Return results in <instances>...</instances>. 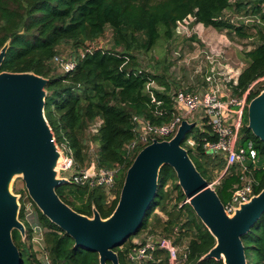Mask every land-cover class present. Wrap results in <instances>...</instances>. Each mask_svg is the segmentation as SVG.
<instances>
[{
  "label": "trees",
  "instance_id": "1",
  "mask_svg": "<svg viewBox=\"0 0 264 264\" xmlns=\"http://www.w3.org/2000/svg\"><path fill=\"white\" fill-rule=\"evenodd\" d=\"M232 1L0 0V51L9 44L0 72H33L48 78L45 113L56 142L67 144L73 151L78 167H85L95 161L98 166L118 168L116 198L110 204L105 203L106 194L102 188L90 189L73 183L60 186L57 192L74 210L92 217L95 207L103 218H108L118 204L126 172L136 157V154L129 156L126 152L127 143L135 136L134 117L162 124L170 121L176 113L168 83H163L164 90L153 89V94L145 91L147 83L161 77L139 68L134 52L150 50L161 36L167 40L172 39L178 21L189 15L205 25L241 33L243 29L240 26L222 17L225 10L232 6ZM241 5L242 1L236 0L235 6ZM263 5L264 0H257L252 8L253 13H260L262 18ZM109 26L114 32L113 49L96 47L87 51L84 57L78 58L75 70L53 72L52 64L60 44L71 42L78 49L84 44V40L103 35ZM260 40L253 49L246 51L247 66L239 75L237 85L233 86L234 94H243L252 83L264 77V34ZM262 90L264 87H253L248 101ZM99 120L102 123L96 134L92 135V141L95 140L98 147L91 158H87L86 131ZM247 124L246 111L243 137L253 140L258 156L264 154V142L252 133ZM195 138L198 140L197 147L194 151H188L198 170L204 175L205 169L201 161L210 165L216 158L205 153L203 143L204 140H216V136L212 134L211 127L205 124V129L197 133ZM194 153L200 156V161H196ZM220 159L219 167L225 168V161ZM252 176L255 179L254 192L258 194L264 188V167L254 168ZM169 182L172 186L170 191L176 194L173 208L178 209V214L165 221L161 231L163 235L170 236L176 225L181 228L189 227L192 237L188 242L187 258L183 264H224L223 259L203 258L215 246L216 238L191 205L184 203L186 197L178 183L176 172L170 165H164L161 169L158 193L141 229L147 226L151 214L169 196L165 191ZM241 182V176L235 167L229 168L221 176L215 189L224 204L230 200ZM66 188L67 192L63 195L62 190ZM29 201L43 225L49 229V264H100L97 252L76 246L69 234L43 215L30 198ZM175 209L167 213H175ZM184 213L187 219L180 224L177 220ZM19 218L26 227L28 243L22 241L23 235L18 230L13 231V238L21 251L24 264H44L32 243L34 231L27 220L25 205L21 207ZM150 231L154 232L152 228ZM131 238L133 236L115 248L121 264H139L129 259V253L138 247L137 243H128ZM179 240L180 237L176 241ZM243 241L248 264H264V214L243 236ZM163 253L165 260L141 264H169L164 251H157L155 255ZM107 264L112 262L108 261Z\"/></svg>",
  "mask_w": 264,
  "mask_h": 264
},
{
  "label": "water",
  "instance_id": "2",
  "mask_svg": "<svg viewBox=\"0 0 264 264\" xmlns=\"http://www.w3.org/2000/svg\"><path fill=\"white\" fill-rule=\"evenodd\" d=\"M7 43L0 51V66ZM48 78L33 72H0V264H24L13 238L18 230L21 204L11 183L21 176L30 199L51 222L69 234L76 246L97 252L100 264H121L116 247L141 229L159 189L164 165L176 172L178 183L197 216L216 238L203 258L223 259L224 264H248L243 236L264 214V188L234 214L227 213L218 192L198 170L182 146L196 123L185 119L171 139H153L136 155L128 168L113 213L103 218L94 207L93 216L81 214L66 203L57 189L71 181L60 175L64 151L58 146L46 117ZM248 128L264 142V90L249 101ZM96 163L88 167L94 173Z\"/></svg>",
  "mask_w": 264,
  "mask_h": 264
},
{
  "label": "rangeland",
  "instance_id": "3",
  "mask_svg": "<svg viewBox=\"0 0 264 264\" xmlns=\"http://www.w3.org/2000/svg\"><path fill=\"white\" fill-rule=\"evenodd\" d=\"M240 1H242V5L237 7L235 6L236 0H233L232 6L225 10L222 17L231 21L235 25L240 26V28L243 29L241 33H236L235 30L218 29L211 25H205L201 22H197L192 16V19H188L185 23L182 22L177 24L172 39L167 40L164 36H161L157 44L150 50L134 52L137 57L136 61L139 68L161 77V79L154 81V83H147L145 91L152 94L153 89L164 90L165 86L163 83L166 82L169 84L171 94L173 95L179 89L199 92L200 88H206L208 86L206 82V76L208 74L221 73L223 77H226L225 82L222 83V88L227 93L234 94L233 79L229 80L227 74L230 70L229 68H233L235 71L239 68L243 70L247 66L246 51H249L258 45L264 34V18H262L260 13H253L252 11L253 5L257 0ZM262 7L264 8V5ZM237 15L245 17L237 19ZM114 46V32L109 26L106 28L103 35L94 39L84 40V44L78 49L74 48V45L71 42L60 44L58 46L57 54L68 60H78L81 53H86L87 51L92 50L91 48L103 47L104 49H113ZM207 54L210 56L213 55L212 57L215 59L214 62H211L210 59L206 57ZM218 54L219 56H217ZM226 65L229 67V70L226 68ZM52 66L54 73H63V70H61L55 62H53ZM153 85L156 87L154 88ZM258 87H264V77L255 82L254 88L256 89ZM176 111L178 112L177 109ZM194 115H196L194 119L196 126L190 132V135L195 137L197 133L205 129V123L204 119L200 118L201 115H199L198 112ZM100 123H102V120L92 124L86 131L85 142L87 158H91V155L94 154L98 147L97 142L95 140L92 141V135L96 134ZM58 146L63 150L61 144H58ZM194 158L196 161H200L201 159L200 156L195 153ZM220 160V158H216L210 165L201 161L205 169V178L213 188H216L217 185H219V179L225 172V168H220L218 165ZM78 166L79 165L75 161L74 170L85 168ZM257 166L264 167V154H259ZM238 173L240 174L239 171ZM62 175L63 174H61V176ZM67 175H70V173H67ZM171 187V182H169L165 186V191L169 193V196L167 195V197L164 198L162 205L157 207L151 214L147 226L142 228L137 235H134L128 243L130 241L135 244L140 243L144 238L145 233L150 231V228H152L154 233H157L158 235L164 234L161 231L165 221L169 220L172 215L176 217L178 214V209L173 208L176 203V194L170 191ZM11 191L18 196L21 207L22 205H25L27 220L34 231L32 243L39 258L44 264H49V229L43 225L39 219L37 211L29 201L30 197L21 176H16L14 178L11 183ZM65 191L67 192V188L62 190L63 195ZM105 196V203L110 204L112 197H109L108 194ZM162 207H164V209ZM174 209L175 213H167V211H173ZM186 219L187 216L184 213L179 216L177 221L178 223L183 224ZM170 237H175L176 239L180 237L178 243L183 255L186 245H188V242L192 237V232H190L189 227H185L182 228L179 235L171 231ZM22 241L27 242L26 236H23ZM154 258L157 262H161L165 260L166 256L163 253L155 255Z\"/></svg>",
  "mask_w": 264,
  "mask_h": 264
},
{
  "label": "built area",
  "instance_id": "4",
  "mask_svg": "<svg viewBox=\"0 0 264 264\" xmlns=\"http://www.w3.org/2000/svg\"><path fill=\"white\" fill-rule=\"evenodd\" d=\"M244 17L237 15V19ZM188 19H192V16L189 15L182 21H178V24L185 23ZM85 54L83 52L80 55L84 57ZM212 56L206 55L211 62H214L215 59ZM54 62L63 71L69 72L75 70L78 61L68 60L57 54L54 57ZM226 68L228 69L229 67L226 65ZM229 69V71L227 70L228 79H233V86L237 85L242 70L241 68L237 69V71L233 68ZM225 80L226 77H223L221 73H212L206 76L208 86L199 92H191L184 89L176 91L173 95V103L178 112L176 111L173 118L166 123L156 124L135 116V136L127 143L126 152L129 156L137 155L143 147L151 143L155 138L158 140L171 139L176 134L183 120L187 119L192 122L194 114L200 113L204 123L211 127L212 134L216 136L214 141L204 140L203 148L205 153L213 158H222L225 161V172L231 167L237 168L240 172L241 185L236 186L230 200L224 204L227 213L232 215L240 207L241 203L249 201L255 194V179L252 176V171L257 167L258 151L254 146L253 140L244 139L242 129L244 127V116L249 104L248 95L256 81L251 84L246 92L238 95L224 91L222 83ZM150 83H154V81L148 84ZM153 87L155 88L156 86L153 85ZM188 134L182 146L187 150L192 149L194 151L198 145V140ZM61 145L64 151L60 162V175L63 174L62 177L69 179L71 183L78 186L90 189L102 188L109 197H112V200L116 198L117 167L98 166L93 161L96 163L94 173H89L87 171L88 167L74 170L75 158L73 151L68 148L67 144ZM67 173H70V175H67ZM181 231L180 225H176L173 227L172 232L179 235ZM176 240L175 237L158 235L148 231L142 241L138 243V247L129 253V259L139 264L147 261L157 262L154 258L155 253L164 251L167 254L169 264H183L187 258L188 245H186L185 252L182 255L181 248Z\"/></svg>",
  "mask_w": 264,
  "mask_h": 264
},
{
  "label": "crops",
  "instance_id": "5",
  "mask_svg": "<svg viewBox=\"0 0 264 264\" xmlns=\"http://www.w3.org/2000/svg\"><path fill=\"white\" fill-rule=\"evenodd\" d=\"M238 70H239V69H238ZM202 89H204V88H200V90H202ZM198 114L201 115L200 113H198ZM195 116H196V115H195ZM195 116H193L192 122H194ZM200 118H202V117L200 116ZM91 163H92V162H91ZM91 163H90L89 165L85 166V167H89V166L91 165Z\"/></svg>",
  "mask_w": 264,
  "mask_h": 264
}]
</instances>
